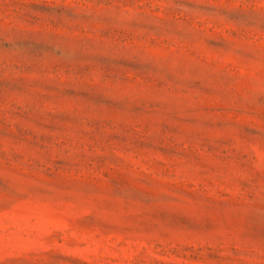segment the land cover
<instances>
[{"label":"rangeland","instance_id":"374dc122","mask_svg":"<svg viewBox=\"0 0 264 264\" xmlns=\"http://www.w3.org/2000/svg\"><path fill=\"white\" fill-rule=\"evenodd\" d=\"M0 264H264V0H0Z\"/></svg>","mask_w":264,"mask_h":264}]
</instances>
